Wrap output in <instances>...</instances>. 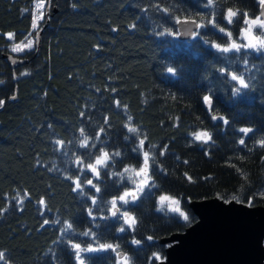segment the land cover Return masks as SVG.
I'll use <instances>...</instances> for the list:
<instances>
[{"label": "trees", "instance_id": "1", "mask_svg": "<svg viewBox=\"0 0 264 264\" xmlns=\"http://www.w3.org/2000/svg\"><path fill=\"white\" fill-rule=\"evenodd\" d=\"M36 1L0 0V100L5 101L0 104V264H74L73 243L116 248L82 252L85 264H116L119 254L129 264H157L155 255L163 258L165 250L158 240L196 220L189 201L236 196L241 203L264 206V148L259 146L264 138V53L248 50L245 66L243 49L239 56L219 53L203 42L226 46L229 38L219 27L244 42L239 39L247 27L244 14L256 18L259 0H213L212 8L205 7L206 0H44L46 17L33 30ZM228 9L238 13L231 25L225 19ZM213 12L216 28L209 23ZM179 20L204 27L197 28L196 38L180 41ZM38 30L37 48L10 53V47ZM262 32L256 27L253 34ZM3 54L26 62L12 70ZM168 67L176 69L175 75ZM230 73L242 75L248 88L233 95L239 85ZM206 94L213 96L210 110L202 102ZM212 115L224 116L229 124L212 121ZM243 126L253 132L241 146L238 130ZM129 127L137 131L129 133ZM100 128L104 133L97 140ZM81 129L89 137L88 148L79 147ZM200 131L212 135L207 145L194 141ZM140 139L156 187L127 206L137 219L135 231L125 226L120 233L112 218L98 221V239L83 236L92 227L86 215L90 202L72 191L78 171L74 161L91 150L94 155L84 160L94 162L101 147L113 157L111 171L101 170L96 194L110 216L107 202L134 187L129 172L123 179L111 172L139 169L143 151L133 149ZM89 175L84 173L82 184ZM161 195L178 199L189 220L157 212ZM133 238L140 245L132 244Z\"/></svg>", "mask_w": 264, "mask_h": 264}, {"label": "snow or ice", "instance_id": "2", "mask_svg": "<svg viewBox=\"0 0 264 264\" xmlns=\"http://www.w3.org/2000/svg\"><path fill=\"white\" fill-rule=\"evenodd\" d=\"M260 5H264V0H259ZM205 7L212 8L213 7V0H206ZM238 15L237 12L228 9L225 19L227 24L231 25L233 23V17H236ZM245 18L243 19V24L247 27L242 29L243 35L239 37L240 40L244 41L242 43L236 42V40H232V33L231 31H226L224 27H219L218 31L220 33L225 34L229 41L226 46H222L219 43H211L209 44V41L204 40L203 42L206 45H209L211 48L215 49L219 53H235L239 56L242 49L244 50V65L247 66L248 64V50H251L252 52H255L257 54L264 53V32H262L260 35L253 34L254 29L258 26L260 29H264V20H261L259 16H257L254 19L247 18V14L245 13ZM213 18L209 21L211 26L213 28L217 27V23L215 20V12L212 13ZM32 27L35 29L36 27V20L33 19ZM204 27V25H197V28ZM168 35H172L171 32L167 33ZM193 38H196L199 33L198 32H192L191 33ZM9 39H11V34H9ZM24 47L31 48L32 42L29 41L27 45ZM22 50L21 45H16L12 51L13 52H19ZM167 72L175 75L176 69L174 67H168ZM230 79L231 81L236 82L239 85V88H235L234 86V92L233 95H236L240 92V89L248 88V84L245 82V79L243 76H238L235 73H230ZM209 93H211V90H209ZM5 101L0 100V104H3ZM202 102L207 108L210 110L213 104V96L211 94H206L202 97ZM212 121H216L219 119L222 122L223 126H227L229 124V120L225 118L224 116L217 117L216 115L211 116ZM81 135L84 136V129H81ZM129 133H135L137 129L129 127L127 129ZM239 133H241V137L239 138V145L243 146L245 145V139L247 138L248 134L253 132V128L249 126H243L239 128ZM104 133V129L100 128L96 133V139L99 140L100 135ZM127 140L128 137H125ZM212 140V135L209 131H200L195 133L194 135V141H199L204 145H207ZM57 144H63V141H57ZM145 144V141L143 139L139 140L138 147L133 149V152H140L143 151V146ZM259 146L261 148H264V138L260 139ZM80 148H88L89 147V137L84 136V139L80 141L79 143ZM91 149H96V144L92 143ZM100 154L94 156V162L93 160L89 159V161L85 164L84 158L92 157L94 153L90 150L88 153H82L81 156L77 157L74 161V164L78 171L76 172V178L71 180V183L73 185L72 191L74 193L79 192L81 198H83L85 195L87 196V200L90 202L87 206L86 215L90 218V224L92 227L88 230L83 232V236L85 237H92L93 240L98 239L99 237L95 234V229H98L102 227L98 221L102 220H109L112 218H117L118 224H119V232L124 233L126 231V227L129 231H135V225L137 224V219L134 215L130 214V210L127 208L130 204H135L138 200L141 199V196L145 193V190L147 189L149 192L156 187V184L151 182V165L149 163L150 157L149 153L147 151H143V160L142 165L139 167V169H130V168H124L122 173H116L114 171L111 172V176L120 175L123 179L124 173H128L130 171L135 172V176L140 178L139 181H133L134 187L125 189L122 194L113 196L110 201L107 202L110 207H107V212L110 213V216L107 215L104 212V209L106 205L104 202H101V204L98 205V196L96 194H99L101 192V187L99 186V181L102 180L101 170L103 169H109V163L112 161L113 157L110 156L109 152L104 150L103 147L100 148ZM166 151V148H165ZM163 151L161 152V155H163ZM115 156H119V152L114 153ZM114 166V165H113ZM109 171H111L109 169ZM88 172L90 175L85 178V183H81V177L84 176V173ZM70 178V177H66ZM189 182H191V177H188ZM85 188H91L93 189V192L91 193H85ZM232 201L241 203L242 201L236 197H232ZM165 202H168L169 207L168 211L172 213H178L179 217L183 221H188L189 216L186 215L184 211L180 209L178 206L180 204V201L178 199H174L171 196L168 195H161L159 197V204L160 207L156 209L157 212H163ZM225 203H230L231 201H224ZM40 204L43 205L44 201L41 200ZM172 205H177V207H172ZM248 206L251 207V201L248 202ZM95 211H99L101 214L97 216L94 214ZM44 224H48V221L45 220ZM72 228V224H69L67 226V229L64 231L67 232L69 229ZM148 240H152V236H148ZM131 243L134 245H140L141 241L138 239L133 238L131 240ZM176 242L173 241L170 245H165V248L172 247ZM262 246H264V241L261 242ZM71 249L74 250V264L76 261L79 262V264H85V258L81 256L82 252L86 253H92L99 250H112L113 252L116 251V248L109 243H102L99 245V248L93 247L89 245L86 248H82L80 243H73L71 244ZM4 257L3 252H0V260H2ZM155 259L157 260L158 264H163L164 258H162L160 255H155ZM121 264H129V258L125 256L123 258V261Z\"/></svg>", "mask_w": 264, "mask_h": 264}, {"label": "water", "instance_id": "3", "mask_svg": "<svg viewBox=\"0 0 264 264\" xmlns=\"http://www.w3.org/2000/svg\"><path fill=\"white\" fill-rule=\"evenodd\" d=\"M258 16L264 20V5L259 6ZM196 30L197 23L193 20L176 22L180 41L190 40L191 33ZM40 32L36 31L34 36L36 48ZM1 59L12 70L26 62L11 54H3ZM229 201L225 203L217 197L189 201L188 207L196 220L182 232L158 240L164 246L176 242L165 248L163 264H264L261 244L264 241V206L249 207Z\"/></svg>", "mask_w": 264, "mask_h": 264}, {"label": "rangeland", "instance_id": "4", "mask_svg": "<svg viewBox=\"0 0 264 264\" xmlns=\"http://www.w3.org/2000/svg\"><path fill=\"white\" fill-rule=\"evenodd\" d=\"M47 9H48V7H47L46 2L44 0H37L35 2V4H34V16H33V19L35 18V20H36V27H35V29L33 28V30H37L38 29L39 23L46 17ZM242 35H243V33L241 34V36ZM29 41L32 42V47L31 48L24 47L25 45L28 44ZM19 45H21V47H22V50L21 51H19V52H13L12 49L15 46H12V47L9 48L10 53H12L14 55H21L25 51L32 49L34 47V36H31L30 35L27 38V40H25V42H23L22 44H19ZM129 175L132 177V182L133 181H137L138 182L139 179H140V178H138V177L135 176V172L134 171H130L129 172ZM159 207H160V204H159V199H158V208ZM168 207H169L168 202H165V206H164V211L165 212H169L168 211ZM172 207H177V205H172ZM169 213H172V212H169ZM123 258H124V256H121V257L116 258V264H121V262L123 261Z\"/></svg>", "mask_w": 264, "mask_h": 264}]
</instances>
